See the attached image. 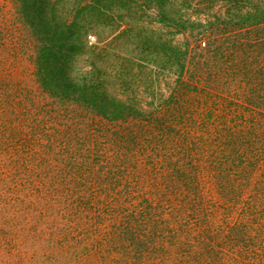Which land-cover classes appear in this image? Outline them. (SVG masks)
Wrapping results in <instances>:
<instances>
[{
	"label": "trees",
	"instance_id": "16d2710c",
	"mask_svg": "<svg viewBox=\"0 0 264 264\" xmlns=\"http://www.w3.org/2000/svg\"><path fill=\"white\" fill-rule=\"evenodd\" d=\"M9 2L0 234L41 264H170L209 232L197 157L219 180L264 152V0ZM151 170L177 204L142 194Z\"/></svg>",
	"mask_w": 264,
	"mask_h": 264
},
{
	"label": "rangeland",
	"instance_id": "374dc122",
	"mask_svg": "<svg viewBox=\"0 0 264 264\" xmlns=\"http://www.w3.org/2000/svg\"><path fill=\"white\" fill-rule=\"evenodd\" d=\"M9 11V0H0V15L7 13L9 16ZM202 38L207 40L206 35ZM258 154L252 162L241 158L236 162L221 163L220 168L228 173L225 179L219 180L213 171L216 167L212 168L208 159L197 157L209 215L203 224L209 227V232L201 230L197 224L191 226L188 231L190 242L170 248V264H264V152ZM161 174L151 170L140 175L137 182L144 189L142 194L160 199L167 197L173 199V205L177 204L184 187L170 188ZM161 209L170 221V207ZM216 220L223 221V228L213 235L212 225ZM13 236L1 230L0 264H41L34 255L41 253L42 246L30 242L32 245H26V248L6 240ZM171 237L172 233H167L163 239L170 241ZM29 251L33 257L27 255ZM22 252L25 253L23 258Z\"/></svg>",
	"mask_w": 264,
	"mask_h": 264
}]
</instances>
